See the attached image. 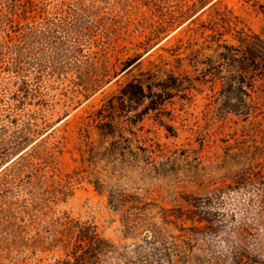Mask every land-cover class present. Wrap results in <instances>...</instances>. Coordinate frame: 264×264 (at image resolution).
I'll return each instance as SVG.
<instances>
[{
    "label": "rangeland",
    "instance_id": "rangeland-1",
    "mask_svg": "<svg viewBox=\"0 0 264 264\" xmlns=\"http://www.w3.org/2000/svg\"><path fill=\"white\" fill-rule=\"evenodd\" d=\"M0 264H264V0H0Z\"/></svg>",
    "mask_w": 264,
    "mask_h": 264
}]
</instances>
